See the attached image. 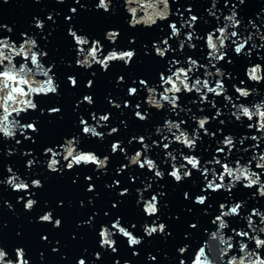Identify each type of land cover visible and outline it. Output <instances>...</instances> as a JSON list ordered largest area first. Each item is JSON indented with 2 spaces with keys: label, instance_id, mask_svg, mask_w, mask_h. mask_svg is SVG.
Masks as SVG:
<instances>
[{
  "label": "water",
  "instance_id": "obj_1",
  "mask_svg": "<svg viewBox=\"0 0 264 264\" xmlns=\"http://www.w3.org/2000/svg\"><path fill=\"white\" fill-rule=\"evenodd\" d=\"M97 2L98 0H80V4L86 5L85 9H81L80 4L74 3L73 0H65L64 3H56V0H41L40 3H36L34 0H8L5 3L4 0H0V24H6L13 29L11 34L6 30L0 29V38L10 35L11 39L19 45L21 32L33 36L39 45V48L35 50L47 52V57L42 58V63L46 67L51 63L55 65L53 73H55L54 78L59 85L58 91L60 94L59 96H37L35 98V102L38 105L37 110L28 111L26 114H21L20 117H17L21 123L34 122L36 124L37 133L25 132V135L30 136L31 139L25 140L24 136L20 135L19 132L16 134V139L21 141L20 144H16L15 140L5 141L0 138V180L7 177L8 173L5 171V165H8L29 184L32 179H39L43 184L41 188L33 189L30 187V193H34L30 197L25 192H13L5 185H0V246L5 248L13 260H15L13 250L17 247H22L27 253L25 258L30 261V264H76L78 258H84L87 262H92L94 260L93 254L97 252L101 254L102 258L95 260L94 264H114L116 260H119L120 264H123L125 260L129 261L130 264H179L180 259H184L186 264H190L195 250L207 238L205 230L211 232L217 227L211 221L220 214L219 204L224 203L226 205L225 211H227V207L230 204L241 201L243 202V207L240 209V216L225 217L224 219L229 227L223 230L225 235L234 237L233 243L235 247L233 252L239 255L236 241L241 238L236 237L232 230L242 229L250 232L244 217L248 215L252 208H256L264 214V197L257 195L253 198V194L256 193V187L245 189L242 183L237 184L231 193L223 190L215 193L201 192L205 181L200 172L194 170L190 179H185L179 184L175 183L167 175L171 170L170 161L165 159L161 143V139L165 135L171 139V133L162 129L161 133L156 135L154 134L155 127L157 125L162 126L165 119L177 122L184 120L186 123L182 124L181 128L186 129L191 135L192 130L197 127L193 117L208 116L210 123L206 125V129L209 133H215L213 138H209V136L204 135L203 131L198 130L201 139L197 141L195 151L189 152L188 149L176 143L170 145L169 151L177 150L174 154L177 155L176 163L178 165L183 163L179 158L180 152L185 155H197L201 158V169L214 167L217 174L222 169L218 165H207L204 161L211 160L212 156L216 154V147L223 146L218 142L223 140L225 135H232L236 138L235 147L230 154H228L227 148L224 149V153L228 154L227 160L224 154L216 155L222 163L232 162L237 158H241L240 162L243 164L250 159L252 155L250 145L255 142L246 139L243 144H240V137L253 134L261 136V133L256 132L255 129L247 130L246 125L249 121L246 119L242 118V122H237L231 115L234 109H232L231 104H226L223 96L215 98L212 94L208 95V100H215L217 108L222 113L215 120H211V117L215 115L216 108L211 107L207 102L201 103L199 96L195 92L179 94L178 103L183 109V111L177 109L179 115L174 114L167 104L161 111H157L155 108H148L144 103L147 92L139 85L138 80H146L150 87L153 84L158 85L159 73L164 72L165 76L170 74L167 69L172 59L181 61L179 65H172L171 70L174 71L177 66L187 68L188 65L184 61L189 56L198 60L199 64L208 65V71L214 73L215 69L211 67L208 59H206L208 50L203 37L208 31L213 30L217 24L223 26V15L229 14V9L235 4L239 13L237 18L242 20L241 26L236 31L241 36V39L246 38L249 33L252 34V39L246 45L244 53L237 56L232 50L234 45L231 42L235 38H230L226 41L227 48L222 50L227 52L225 60L219 63L212 61V63H216V67L224 71V77H219V79H222L227 89L226 94L232 97L233 103L250 105L264 98V82L259 84L251 83L247 81L245 76L246 67L254 63H260L264 66V47H261L264 41L257 36V29H259L260 35H264V13H260V9L264 8V0H245L243 5L239 3V0H228V7H224L225 0H218L216 8L211 10L219 16V21L209 16L205 11V9L211 8V0H177L176 3H172V0H169L172 13H176L179 8L180 13L183 14V20H187L190 14L196 15L199 20L194 25L192 43L196 45L195 49L189 50L188 42L185 41L183 51L178 50L179 41L184 40L185 33L190 31L185 25L181 29L178 38L174 37L169 40L171 49L175 51L170 50L167 52L164 59L155 55L152 44L157 42L159 47H165L159 42L170 35V29L168 28L170 22H175L177 27H180V24L183 23L179 14L171 15L167 20L158 21L151 28L143 26L130 28L126 22L130 17L124 11L123 0H112V11L109 13H104L102 10H94V5ZM70 7H76L77 13L71 21H65V16L72 15L69 12ZM188 7H191V13L185 11ZM217 9L221 11H217ZM49 13L53 15L55 23L46 19ZM258 13L260 14V19L256 18ZM138 15L142 16L144 13L141 11ZM33 17L43 20L45 27L42 31L32 26L34 24ZM249 19L253 20L255 27L248 24ZM70 24L78 34L86 35L90 40H100L103 45L101 59L112 48L116 50L135 49V59L128 67H125L123 62H113L107 72H102L99 65H94L93 68L88 70L77 67L75 65V44L72 38L67 35ZM108 30H118L120 32L115 44H110L104 38V34ZM232 30L231 27L228 28L229 32ZM197 35L201 39L197 40L195 38ZM130 37L135 38V43H128ZM90 46L91 44L87 47ZM249 49H251L250 57L247 55ZM146 52L148 53L147 55H145ZM258 56L260 59L257 58ZM228 60H231L232 63H228ZM21 62L20 58H16L17 67H19ZM29 67H31L30 63ZM92 72H95L94 76L91 75ZM69 75L76 77L78 82L76 87L69 86L66 79ZM118 76L124 77L122 83H117ZM197 77L205 78L203 68L194 70L190 74L189 83ZM37 78L42 79V77ZM217 78L215 76L209 78L211 81L210 86H214ZM90 79L93 81V85L91 88H86L85 84ZM134 80L137 82L133 83ZM240 80H244L245 84L240 85ZM233 84L249 89L256 88L259 90V95L253 93L247 99L241 98V100L237 101V94L232 88ZM130 86L138 89L135 96L130 97L127 95V89ZM162 90L157 87L158 92ZM84 95L93 97L94 104L92 106L86 103H80L77 106V101H80ZM157 98L159 97L157 96ZM109 99L119 103L121 107L117 109L110 106L108 104ZM125 100L129 101L130 106L128 108L123 106ZM137 103L140 104L139 111L144 113L147 110L148 118L144 122L134 117ZM51 107H59L61 112L49 115L48 109ZM201 108L203 109L202 112L199 110ZM41 109H43V114H41ZM93 112L98 116L106 112L111 114L107 126L98 128V131L105 133L102 141L86 137L81 133L79 117L82 115L90 125H94L96 122L90 116V113ZM221 120L224 121L223 125L220 123ZM121 121H124V123L122 124ZM254 122L255 118L252 123ZM111 127H117L119 129L118 133L107 135ZM73 136L78 137L80 140L77 145L78 149L94 151L101 158L105 155L109 156L110 159L104 172L95 170L92 165L74 167L72 170H67L65 168L66 161H63L62 156L57 157L60 159V171L49 172L47 170L46 163L50 154H43V149L60 145L63 143L64 138ZM133 136L145 137V142L150 146V151L144 154L156 161L159 169L164 172L163 179L157 180L153 172L148 171L147 168L141 170L137 166H130L117 175V168L122 164L126 165L128 163L125 155L131 156L138 149L143 151L139 143L133 141L129 144V139ZM114 141L121 142V147L126 149L125 154H121L119 150L115 154L111 153L110 146ZM153 141H156L160 146H153ZM167 142L168 140H163V143ZM237 148L240 149L239 152L236 150ZM244 148H248V152H244ZM8 150L13 152L11 156L5 155ZM56 150L60 151L59 148H56ZM262 151H264V139L260 140L259 147L256 148L257 153ZM25 152H31V155H22ZM29 159L34 160V165L30 169L25 167L26 161ZM141 159H143V156ZM232 166L235 167L234 164ZM251 167L256 170L255 161L252 162ZM85 176H91V180L86 181ZM130 176L134 178L135 182L129 180ZM208 178L211 179L210 172ZM227 179L226 177L225 183H227ZM114 180L119 181L118 186L113 185ZM261 180L264 182V174H262ZM142 181L143 184L141 183ZM216 182L219 183V181ZM149 183H151V188L143 193L144 198H150L152 194L158 192L165 193L163 197H160L159 219L157 217H145L141 210L142 203L140 205L136 203L138 199L136 189L143 188L144 185ZM89 184L94 186L93 191H86ZM124 188L129 191L126 195L120 196L118 193ZM185 192L189 194V199H184L183 194ZM196 195L208 196L207 202L203 206L193 203ZM17 197H24L25 200L27 198L35 199L37 204L33 210L25 211L23 201L17 203ZM90 199L92 200L91 204H89ZM4 201L9 202L12 206L11 210L4 205ZM61 202V206H58V203ZM81 202H83V206H81ZM114 203L117 205L115 208L112 207ZM165 203H167V207L164 206ZM46 211H52L53 220L56 218L61 220L62 223L59 228L53 227L52 223L37 221V218ZM205 211H207V214H205ZM106 212L108 215H105ZM90 217L93 218L91 227L81 223L88 221ZM117 217L121 218V223L124 227L129 228L137 236L144 237L141 225L145 222L152 224L153 220H156L157 223H165L167 225L166 231L170 232L171 235L162 237L157 234L151 238L144 237L143 243L138 248L133 249L129 248L126 240L117 234L114 239L117 241L118 252L112 254L110 251L102 250L99 247L98 231L102 224L110 227L111 222ZM252 219L256 226H264L260 225L258 217H252ZM133 223L136 224L135 229L130 227ZM193 223L197 225L195 229L189 227ZM78 224L80 225L79 227ZM252 234L250 232V235ZM255 234L260 235L264 239V234L259 233L258 227ZM42 236H47V241L42 240ZM245 242L249 244L250 249L254 248L252 242ZM215 243V241H209L210 245ZM184 245L189 246L188 250L184 256H180L176 249ZM53 248L58 249V251L53 252ZM205 250L207 251L208 249L206 248ZM133 251H138L139 255L133 256ZM41 253L43 254L42 259ZM149 253L156 257L154 262L146 260ZM231 254L232 252L229 253V255ZM261 256L264 257V250H261ZM61 257L64 258L62 259ZM226 260L227 257H225Z\"/></svg>",
  "mask_w": 264,
  "mask_h": 264
},
{
  "label": "clouds",
  "instance_id": "obj_2",
  "mask_svg": "<svg viewBox=\"0 0 264 264\" xmlns=\"http://www.w3.org/2000/svg\"><path fill=\"white\" fill-rule=\"evenodd\" d=\"M5 3L8 0H4ZM36 3H40L41 0H34ZM65 0H56V3H64ZM74 3L80 4V0H73ZM177 0H172V3H176ZM218 0H211V8L205 9L209 16L214 17L217 21H219V16L216 15V12H213L211 9L216 8ZM239 3L243 5L245 0H239ZM135 5V6H133ZM162 6V7H161ZM124 11L127 13L130 19H127V24L130 28H136L137 26H143L145 28H151L157 24L158 21H164L169 19L171 15L179 14L181 19L183 20V14L180 13L179 8L176 13H172L171 4L169 0H123ZM224 7H228V0H225ZM81 9H85V4H80ZM237 6L235 4L232 5V8L229 9V14L223 15V26L217 24V26L208 31L203 37L205 46L208 50L207 57L209 64L211 67L215 69V72L208 71V65L199 64L198 60L193 59L192 57H187L184 61L188 65L187 68L177 66L175 70L172 71V65H179L181 61L172 59L169 62V66L167 71L170 72L169 75L165 76L164 72L159 73V83L158 85L153 84V86H149L148 82L144 79H139V85L146 90L147 96L144 100V103L148 106V108H155L157 111H161L164 109L165 104L170 106V110L179 115L177 109L183 111L178 103L181 93L183 94H191L195 92L200 99L201 103H209L211 107L216 108V113L211 117V120H215L222 113L219 108H217L215 104V100L209 101L208 95L212 94L213 97L218 98L223 96L226 104H231L232 109L234 111L231 112L232 117L237 122H242V118L249 121L246 125L247 130L251 131L255 129L256 132L261 133V136H257L255 134L251 136L242 135L239 139V143L243 144L244 140L250 139L255 143L250 145L252 149V155L250 159H248L245 163H241L240 159L237 158L232 162H223L218 158L216 154H224L225 159L227 160V155L230 154L235 147V137L232 135H225L223 140L219 141L222 147H216L215 153L212 156L211 160L204 161L207 165H219L222 171L217 174L215 168L204 167L201 169V158L197 155H185L183 152L179 153L180 160L183 163L179 165L176 163L177 155L174 154L176 149L169 151L170 145L172 143H176L178 145L183 146V148L188 149L189 152H193L196 150L197 141L201 139L198 130L203 131L204 135L209 136V138H213L215 133H209L206 129V125L210 123V118L208 116L201 117H193L194 122L196 124V128L192 130L191 135L188 133L186 129H182L181 125L185 124L186 121H173L169 119H165L163 125H157L155 127L156 135H159L162 129L167 130L168 133H171V139L167 135L163 136L161 139L162 150L164 151L165 159L170 161L171 170L167 173V175L177 184L182 183L185 179H190L192 176V171L200 172L201 176L204 178V186L201 188V192H218V191H228L231 193L232 189L236 187L237 184L243 185L245 189H251L256 187V193L253 194V198L255 196L264 197V182L261 180L262 174H264V151L257 153L256 148L259 147V142L261 139H264V98H261L259 101L252 103L250 105H246L244 103H233L232 97L226 94V86L223 84L222 79L219 77H224V71L221 68L216 67V63L224 61L227 52L222 51L227 48V43L230 38L232 39L233 52L240 56L244 53L245 47L248 42L252 39V34L246 38L241 39V36L238 34L236 29L241 26L242 20L237 18L239 13L236 10ZM94 10L100 11L102 10L104 13H109L112 11V0H98L94 5ZM143 12L144 15H138L139 12ZM185 11L191 13V7L185 9ZM217 11H221L217 9ZM69 12L72 15L65 16V21H71L73 16L77 13L76 7H70ZM260 13H264V8L260 9ZM113 14H115L113 12ZM59 15V13H57ZM257 19H260V14L258 13L256 16ZM47 20L53 21V15L49 13L46 17ZM199 17L196 15H189L187 20H183V23L180 24V27H177L175 22H170L168 24V28L170 29V35L167 38L162 39L159 43L163 44L165 47L161 48L157 44V42H153L152 49L156 56L164 59L166 53L171 51H175L171 49V45L169 44V40L172 38H178L180 36L181 29L185 27V25L190 29L187 33H185L184 40L179 41L178 50L183 51L185 46V41L188 42L187 46L189 50H194L196 45L192 43L194 38V25L198 22ZM34 24L32 25L37 30L42 31L45 27L43 20L33 17ZM207 23V21H205ZM248 24L255 27V24L252 19L248 20ZM231 27L233 30L231 32L228 31V28ZM0 29L6 30L9 34L13 32V29L6 24H0ZM218 33V35H217ZM67 35L72 38V41L75 44V65L77 67L84 68L85 70L93 68L94 65H99L102 72H107L110 65L113 62H123L125 67L130 66L131 62L136 57L135 49H125V50H116L112 48L107 52L106 55H103L101 59V55L103 54V45L100 40L97 39H89L86 35H80L74 30V27L70 24L67 30ZM120 36V32L118 30H108L104 34V38L110 43L115 44L117 39ZM257 36L259 39L264 41V35L259 34V29H257ZM21 42L19 45L15 41L11 39L10 35L3 36L0 38V138H3L5 141L15 140L16 144H20L21 141L16 139V134L19 132L20 135L24 136L25 140L31 139L30 136L25 135L26 131H30L33 133H37L38 129L34 122L29 123H21L17 117H20L21 114H26L28 111H36L38 108L37 103L35 102V98L37 96H49L55 95L59 96V85L55 80V73H53L54 63L49 64L47 67L42 63V58L47 57V52L45 51H37L35 49L39 48V45L36 39L33 36H29L25 32L20 33ZM197 40L201 39L200 36L195 37ZM215 38V40L213 39ZM215 41H219L217 45ZM239 41V42H237ZM129 44L135 43V38L130 37ZM91 44L90 47H87ZM146 47V46H145ZM255 47V45H253ZM261 47H264V44H261ZM148 53L146 52L145 55ZM247 55L251 56V49H249ZM16 58L21 59V63L19 67L15 63ZM260 59V57H257ZM215 61L216 63H212ZM29 63L31 67H29ZM228 63H232L231 60H228ZM71 66V64H69ZM200 68L204 69V79L197 77L195 80L190 81V74L194 72V70H199ZM91 75H95V72H92ZM218 77L215 80L214 86H210L211 81L209 78ZM245 76L247 77V81L255 84H259L264 82V66L260 63H254L245 68ZM37 77H42L37 78ZM175 77V79H174ZM232 78V77H229ZM67 81L70 87L77 86V79L73 75L67 76ZM124 81L123 76L117 77V83H122ZM137 81H133L136 83ZM203 85V87H198L197 85ZM245 81L240 80V85H244ZM93 85V81L90 79L85 84L86 88H91ZM170 85V87H169ZM157 87L163 89L161 92L157 91ZM232 88L236 95V100L239 101L241 98L247 99L253 93L259 95V90L256 88L249 89L243 86H237L236 84L232 85ZM203 90V94L201 92ZM138 92L136 87H128L127 95L135 96ZM157 96L159 98H157ZM80 103H86L89 106L94 104V99L91 95H84L80 101H77V106ZM195 103V101H193ZM108 104L112 107L119 109L121 105L119 103H115L113 100L109 99ZM125 108H128L129 101L125 100L124 105ZM136 111L134 112V117L144 122L148 118L147 110L144 113L139 111L140 104L137 103ZM201 112L203 109H199ZM61 112L59 107H51L48 109L49 115L58 114ZM41 114H43V109H41ZM91 119L96 123L94 125H90L87 120L83 118L81 115L79 117V125L81 126V133L86 137L96 138L98 140H103L105 133L98 131L99 127H106L107 122L110 120V113H104L102 115H97L95 112L90 113ZM255 118V122L252 121ZM123 124L124 121H121ZM220 123L223 125L224 121L221 120ZM175 130V131H173ZM119 129L117 127H111L108 131L107 135H113L118 133ZM218 131H220L218 129ZM163 140H168L167 143H163ZM133 141L139 143L143 149L136 150L134 154L131 156L125 155V159L128 163L120 165L116 172L119 175L126 168L130 166H137L141 170L147 168L148 171L153 172L154 177L159 180L164 178V172L159 169L156 161L150 158L148 155L144 153L150 151V146L145 142L144 136H133L129 139V144ZM34 142V141H33ZM80 143L78 137L73 136L71 138H64L63 143L60 145H56L53 147H46L43 149V154L49 155V159L46 163V168L49 172H58L60 171V159L57 157H61L63 161H66L65 168L67 170H72L74 167L80 166H94V169L100 172H104L106 170L109 156L105 155L103 158L98 156L94 151H84L78 149L77 145ZM153 146L159 147L156 141L152 142ZM56 148H59L60 151H57ZM228 149V154L224 153V149ZM121 154L126 153V149L121 147L120 141L112 142L110 146V151L112 154L117 153V151ZM238 152L240 149H236ZM244 152H248V148L243 149ZM13 152L11 150L6 151V156H11ZM22 155H31V152L22 153ZM143 156V159H141ZM255 161V169L253 170L251 165L252 162ZM235 165V167L232 166ZM34 165V160L29 159L26 161V168H31ZM190 166V167H189ZM186 169V170H185ZM183 170V171H182ZM5 171L8 173L7 177L0 180V185H5L7 188H10L13 192H25L29 197L34 195V193H30V187L33 189L43 187L41 180L32 179L30 184L23 178H21L17 173L13 171L11 166L5 165ZM209 172L211 173V179L208 178ZM227 179V183H225V178ZM99 178V177H98ZM86 181L91 180V176H85ZM129 180L134 181L133 177H129ZM216 181H219L217 183ZM75 182V181H74ZM143 184V181L141 182ZM113 185H119V181L114 180ZM106 187H110L109 185H105ZM151 188V183L144 185L143 188H137L138 199L136 201L137 205L142 203V212L145 217H157L159 219L160 212V197L165 195L164 192H158L152 194L150 198H144L143 193L148 191ZM94 186L92 184L88 185L86 191H93ZM128 189L124 188L118 194L120 196H124L128 193ZM184 199H189V194L185 192L183 194ZM208 200V196L206 195H196L193 203L203 206ZM23 201V207L25 211H31L37 204V200L32 198H27L25 200L24 197H17V203ZM92 203V200H89V204ZM61 203H58V206H61ZM4 205L11 210V205L8 201H4ZM81 206H83V202H81ZM167 207V203L164 205ZM113 208L117 207L114 203L112 205ZM211 207V205H209ZM226 205L224 203L219 204L220 214L215 216L212 219L211 223L217 225L214 231L208 232L205 230L206 239H204L200 246L195 250L194 255L190 261V264H264V257L261 256V250H264V239L261 238L260 235L255 234L258 231L260 234H264V226H256L252 217H258L260 221V225H264V214H262L258 209L252 208L244 219L247 222V227L253 234L250 235L249 231H244L242 229L237 230L233 229L234 235L236 237H240L241 239L236 241L238 244V253L233 252L235 247L233 243L234 237L232 235H225L224 229L228 228L229 225L225 219L223 222H219L221 217H236L240 216V209L243 207V202L237 201L235 203L230 204L227 207V211H225ZM230 213V215H229ZM207 214V211H205ZM95 215V214H94ZM105 215H108L106 212ZM92 217L89 218L88 221L81 222L83 224H87L91 227ZM38 222L44 223H52L53 227L59 228L61 226V220L56 218L53 220L52 211H46L43 215L37 218ZM80 225L78 224V227ZM130 227L132 229L136 228V224H131ZM190 228L195 229L197 225L195 223L189 225ZM144 237L151 238L154 235H161L165 237L166 235H171L170 232H167V225L163 222L157 223L156 220L152 221V224H148L147 222L141 225ZM119 235L124 238L127 242V246L129 248H138L142 243L144 237L137 236L133 231H130L129 228H126L121 223V218L117 217L114 221L111 222L110 227L108 225H101L98 231L99 236V247L102 250L110 251L112 254L118 252L116 247L117 241L114 239L115 235ZM19 235V233H17ZM187 238V237H186ZM42 240L47 241V236H42ZM215 241V244H209V241ZM245 241H250L254 244V248L250 249L249 244ZM188 245H184L178 247L176 249L177 253L180 256H184L188 250ZM208 249L207 251L205 249ZM15 260L10 258L9 253L5 250L4 247L0 246V264H30V261L26 259L27 253L22 247H17L14 250ZM53 252L58 251V249L53 248ZM86 251V250H85ZM232 252L231 255L229 253ZM133 256H138V251L132 252ZM94 260L92 262H87L84 258H78L76 260V264H94L95 260H100L101 254L99 252L94 253ZM225 257L227 260L225 261ZM43 258V254L41 253V259ZM62 259L64 257H61ZM167 258V257H166ZM147 261H155L156 257L151 253L147 254ZM114 264H120L119 260L114 261ZM123 264H130L129 261L125 260ZM179 264H186L184 259H180Z\"/></svg>",
  "mask_w": 264,
  "mask_h": 264
},
{
  "label": "snow or ice",
  "instance_id": "obj_3",
  "mask_svg": "<svg viewBox=\"0 0 264 264\" xmlns=\"http://www.w3.org/2000/svg\"><path fill=\"white\" fill-rule=\"evenodd\" d=\"M213 39L215 40V38H213ZM215 43L218 45V44H219V41H215ZM174 79H175V77H174ZM197 86H198V87H201V88L203 87V85H202V84H201V85H197ZM218 166H219V165H218ZM229 215H230V213H229ZM223 219H224V218H223V217H221V220H220L219 222H221V223H222V222H223Z\"/></svg>",
  "mask_w": 264,
  "mask_h": 264
}]
</instances>
